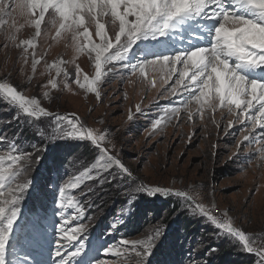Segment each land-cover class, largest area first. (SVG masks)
Returning <instances> with one entry per match:
<instances>
[{"label": "rangeland", "instance_id": "1", "mask_svg": "<svg viewBox=\"0 0 264 264\" xmlns=\"http://www.w3.org/2000/svg\"><path fill=\"white\" fill-rule=\"evenodd\" d=\"M15 2L6 0L13 8ZM9 11L10 16L0 17L8 20L7 25L0 26V83H9L25 96L39 99L41 106L54 115L71 118L75 114L86 127L105 132V146L133 173L132 179L137 185L189 190L196 202L205 204L210 210L215 205L214 215L227 212L235 226L255 235L254 246L264 245V159L256 152V144L245 141L237 150L244 125L234 124L228 128V120L233 117L224 118L219 110L215 113L219 127L211 122L210 116L203 121L194 116L190 122L182 111L179 125L173 119L153 134L152 123L162 110L179 105L181 97L169 96L165 91L174 84L175 77L165 85L158 73L149 72L145 80L139 73L132 75L120 64L110 65L113 70L98 86L100 98L97 99L94 93L75 83L77 65L82 70L81 82L85 74L94 77L95 70L87 54L76 55L70 34L56 37V28L45 23L41 36L35 38V50L29 48L28 53H24L23 46L15 45L21 40L32 39L35 29L25 22L18 10ZM91 30L94 34V27ZM9 34H15V42L8 39ZM145 46L140 44L133 52V63L143 58L141 50ZM174 50L160 48L165 52ZM33 51L40 60L35 72L32 70ZM60 60L65 62L61 67L69 76L66 78L62 74L57 78L58 88L51 89L47 81L56 73L47 66ZM152 79H155V87L150 84ZM45 91L49 92L47 98L43 96ZM136 104L141 105L139 113L135 111ZM192 107L194 109L195 105ZM130 110L132 119H129ZM51 123L50 117L32 122L0 101V133L9 140L15 139L24 151L32 152L33 146H40L38 154L43 157V161L33 164L26 174L25 178L32 179L34 186L20 203V217L7 248V264H57L59 257L54 255L56 228L62 210L53 193L57 185L71 179L81 164H88L96 154L90 142L53 138ZM260 131L257 129V133ZM126 183L130 181H114L101 187L89 181L93 192L88 195L76 192L83 216L70 221L69 227L81 223L87 226L81 237L86 245L83 264L93 259L106 260L108 264H133L123 257L105 255V246L115 248L123 239H143L157 226L163 230V242H157L159 246L150 257V264H232V260L247 256L258 264L259 257L255 253L243 250L218 234L205 217L185 211L176 197L134 194L129 198ZM114 222L117 227H110ZM184 223L193 225L183 231ZM221 250H226L227 254L220 253Z\"/></svg>", "mask_w": 264, "mask_h": 264}, {"label": "snow or ice", "instance_id": "2", "mask_svg": "<svg viewBox=\"0 0 264 264\" xmlns=\"http://www.w3.org/2000/svg\"><path fill=\"white\" fill-rule=\"evenodd\" d=\"M9 9L18 10L25 22L35 29L32 39L21 40L15 45L23 46L24 53H28L29 48L35 50V38L41 36L45 23L56 28V37L62 33L70 34L76 55L87 54L95 70L94 77L85 74L81 82L82 70L77 65L75 83L94 93L97 99L100 98L98 86L113 70L110 65L120 64L132 75L139 73L145 80L149 72L158 73L165 85L175 77L174 84L165 91L169 96L181 97L179 105L162 110L152 123L153 134L173 119L179 125L182 111L190 122L194 116L201 121L210 116L211 122L219 127L215 119L219 110L222 117H233L228 120V128L234 124L244 125L237 150L247 141L250 145H258L256 152L264 159V0H16L14 8L6 0H0V17L10 16ZM7 24L8 20L0 19V26ZM15 25L13 19L12 26ZM8 39L15 42V34H9ZM177 43L186 46L176 47ZM140 44H146L141 50L143 58L133 63L132 54ZM149 44L151 47L147 46ZM160 48L175 50L165 52ZM24 59L27 63V56ZM39 63L33 51V72ZM63 63L62 60L54 61L47 66L56 73L47 81L51 89L58 88L57 78L62 74L66 78L69 76L61 67ZM150 84L155 87V79ZM43 96L47 98L49 92L45 91ZM0 101L32 122L50 117L53 138L90 142L96 152L91 162L81 164L77 173L57 185L53 193L62 210L56 228L58 237L54 255L59 257L57 264H83L86 245L81 237L87 226L81 223L70 228L69 223L83 216L76 192L80 191L81 195L93 192L94 188L88 186L89 181H95L101 187L114 181H130L126 183L129 198L134 194L174 196L182 202L185 211L205 217L218 234H223L243 250L255 253L259 257L258 264H264V245L254 246L257 237L235 226L227 212L214 215L215 205L210 210L205 204L196 202L189 190L137 185L132 179L133 173L105 146V132L86 127L75 114L71 118L54 115L41 106L39 99L25 96L9 83H0ZM135 111H142L140 104L135 105ZM129 119H132L131 110ZM257 129L261 131L257 133ZM40 150V146H33L32 152L21 150L15 139L9 140L0 133V264H7V248L20 217V203L34 186L33 180L25 177L33 164L43 161L38 154ZM85 188L87 191H83ZM110 227L117 225L114 222ZM162 236L163 230L157 226L143 239H123L118 247L105 246L104 252L116 258L123 257L133 264H150V257L159 246L157 242H163ZM87 264L108 262L93 259Z\"/></svg>", "mask_w": 264, "mask_h": 264}, {"label": "trees", "instance_id": "3", "mask_svg": "<svg viewBox=\"0 0 264 264\" xmlns=\"http://www.w3.org/2000/svg\"><path fill=\"white\" fill-rule=\"evenodd\" d=\"M185 224V223H184ZM189 225H186V228H184L183 231L185 230H189L190 228H188L189 226H192L193 224L192 223H188ZM193 228V227H192ZM192 230V229H191ZM227 251L225 250V252L223 250H221L220 253H223V254H227L226 253ZM228 262V261H227ZM221 264V263H220ZM232 264H254L253 263V260H252V257L250 256H247V257H244V258H236L234 260H232Z\"/></svg>", "mask_w": 264, "mask_h": 264}, {"label": "bare ground", "instance_id": "4", "mask_svg": "<svg viewBox=\"0 0 264 264\" xmlns=\"http://www.w3.org/2000/svg\"><path fill=\"white\" fill-rule=\"evenodd\" d=\"M25 20V19H24Z\"/></svg>", "mask_w": 264, "mask_h": 264}]
</instances>
